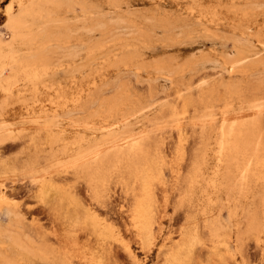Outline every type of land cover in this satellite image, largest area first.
I'll return each mask as SVG.
<instances>
[{
    "label": "bare ground",
    "instance_id": "1",
    "mask_svg": "<svg viewBox=\"0 0 264 264\" xmlns=\"http://www.w3.org/2000/svg\"><path fill=\"white\" fill-rule=\"evenodd\" d=\"M167 1L9 0L0 26V150L22 141V163L39 193L68 175L103 186L104 174L121 161L134 166L126 168L129 174L138 172L137 164L150 156L147 128L163 113L156 116L157 86L148 96L135 95L113 84L117 76L109 83L110 74L132 70L149 83L170 81L178 85L176 105L164 113L177 115L182 112L179 105L185 112L194 107L193 171L188 185L182 182L188 194L181 204L195 202L206 231L215 238L220 222L211 216L212 207H227L232 222L239 207L252 204L257 194H263L264 203V84L252 87L248 80L264 67V60L255 59L264 52V0H170L172 7L160 8ZM114 29L125 30L129 42L98 58L97 52L105 48L102 37H112ZM159 45L165 50L154 53ZM210 66L228 76L194 98L196 82L207 77L204 70ZM61 71L63 76L54 78ZM109 87L115 95L103 98ZM179 128L181 140L185 129ZM6 165L1 162L0 170L8 169ZM227 191L233 197L227 199ZM99 193L98 200L93 198L103 206L105 194ZM149 199L147 204L137 202L129 214L138 236L155 234L156 214ZM97 218L93 216L106 239L112 225ZM24 220L20 206L0 185V264H30L20 258V253L30 252L23 239ZM32 222L36 231L42 229L37 217ZM169 261L174 263L172 257Z\"/></svg>",
    "mask_w": 264,
    "mask_h": 264
},
{
    "label": "rangeland",
    "instance_id": "2",
    "mask_svg": "<svg viewBox=\"0 0 264 264\" xmlns=\"http://www.w3.org/2000/svg\"><path fill=\"white\" fill-rule=\"evenodd\" d=\"M8 2L9 0H0V26H3L6 21L4 9ZM170 3V0L163 2L160 4V8L169 9L173 6ZM127 36L128 33L125 30L122 32V30L116 29L115 31L114 29L112 37H102L101 42L103 41L105 48L103 47L102 51L97 52V57L101 58L104 54L107 55L108 50L111 53L110 50L115 46L116 48L124 47L129 42ZM109 41L113 43L110 44ZM224 41L228 49L234 50L231 41ZM164 50V45H159L153 52L161 54ZM263 57L264 52L258 57L256 56L255 59L264 60ZM58 61L57 57L53 59L54 63ZM210 67L206 68V71L204 70L207 75L206 79L203 78L196 82L198 84L196 87L202 88L195 89L194 98L198 97L202 91L212 88L213 85L218 86L220 81L228 76L220 68ZM263 68L258 69L259 72L255 71V74L253 73V76L248 79L252 87L264 84ZM128 71H112L109 83H112V80H115L117 76L113 84L120 83L126 86L127 91L132 90L131 93L144 97L148 96L151 91L157 90L153 94L157 93L156 97L158 98L154 105L157 106L159 112L156 111V116L159 117L160 112H163L160 119L154 121L153 125L147 128L148 135L152 137L150 156L143 163L137 164L138 172L129 174L126 172V168L135 169L134 166L129 167L127 162L121 161L118 164L115 163L116 167L112 165L113 169L108 167L107 174H104L105 177L101 182L103 186L97 182L95 184L97 187H93L94 185L91 186V183L83 176L75 178L73 175H68V180L64 182L56 180L57 182L52 184L56 187H51L52 185L49 188L46 187L43 194V192H36L32 188L30 178L25 172L22 159L26 156L22 153L24 147L22 141L7 143L13 148H1L0 163H7L8 169L0 170V185L6 189L11 202L20 206L25 215L23 239L30 252L20 253V258L30 264H264V203L261 198L263 194L261 197L257 194L253 203L246 208L239 207V213L232 222L228 220L227 207L221 205L212 207L211 216L217 217L220 223L217 228V237L211 238L210 232L206 231L207 229L204 227L205 220L196 203L184 202L183 205L181 204V200L182 202L185 200L183 197L186 192L188 194L186 188L188 184L185 181L190 178L191 171H193L191 169L195 151L190 146L194 138L190 114L193 113L194 107H186L188 112H185L182 105H179L178 111L182 109V112L177 115L165 114L164 111L170 105H176L174 98H177L178 85H173L164 79L149 83L143 76L136 75L135 71ZM237 73H235L236 77L240 78V73ZM62 76V71L54 74L56 79ZM155 82L156 84H154ZM203 82L204 84H201ZM158 84L160 85L158 86ZM149 86L152 88L149 89ZM263 86L262 89H264ZM137 89H139V93ZM108 90L103 94V98H111L115 95L116 92L112 87H109ZM220 90L222 89L220 88ZM174 121L176 122L174 123ZM177 123L182 125L179 124L180 128L185 129V136L181 140L179 139V127L173 126ZM178 176L179 178H177ZM178 181L180 182L178 183ZM182 182H185L186 185ZM87 183L90 185L88 184V186ZM105 190H107L106 193ZM71 191L74 192V195L71 194ZM93 191L96 194H105L103 206L95 201V199L98 200V197ZM226 196L227 199L233 197L230 191L226 192ZM149 197L152 198V209L156 214L154 216L156 222L154 221L153 225L155 234L152 237L138 236L129 225L131 220L129 214L131 215V209H134L137 202L144 201L146 204L150 202ZM95 214L99 217L97 219L101 221L105 219L112 225V230L106 233V239L104 238L105 234L99 230L101 227L93 219ZM254 216L259 219L254 220ZM33 217H37L42 226L41 230L34 229ZM100 233L103 236H100ZM171 257L174 259V263L169 261Z\"/></svg>",
    "mask_w": 264,
    "mask_h": 264
}]
</instances>
